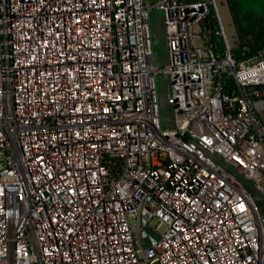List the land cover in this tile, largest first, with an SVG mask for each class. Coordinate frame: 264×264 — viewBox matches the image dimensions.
Listing matches in <instances>:
<instances>
[{
	"label": "built area",
	"instance_id": "1",
	"mask_svg": "<svg viewBox=\"0 0 264 264\" xmlns=\"http://www.w3.org/2000/svg\"><path fill=\"white\" fill-rule=\"evenodd\" d=\"M263 115L264 47L237 62L216 0H0V264H264L263 218L206 152L264 193Z\"/></svg>",
	"mask_w": 264,
	"mask_h": 264
},
{
	"label": "water",
	"instance_id": "2",
	"mask_svg": "<svg viewBox=\"0 0 264 264\" xmlns=\"http://www.w3.org/2000/svg\"><path fill=\"white\" fill-rule=\"evenodd\" d=\"M148 2L154 3L158 0H147ZM226 6L227 12L231 17V22L235 27L237 33V48L240 39L238 34V29L236 22L233 16V11L228 0H222ZM218 8H221L218 0H216ZM222 18V17H221ZM150 25L152 30V40H153V64L157 67H163L168 64V50L165 34V15L163 11L153 10L150 13ZM223 22V19H222ZM228 37V36H227ZM229 42V39H228ZM230 49L233 50L229 42ZM157 84L159 87L160 95V112H161V121L163 129H174L175 128V107L171 105L168 101V93L171 90L172 82L169 76L160 75L157 77ZM207 154L212 158L216 165L220 166L225 172H227L232 178H234L242 188L250 195L256 208L258 209L261 217L264 222V193L261 192L256 184L246 177L238 168L227 163L221 156L216 153H211L206 151ZM264 227V223H263Z\"/></svg>",
	"mask_w": 264,
	"mask_h": 264
},
{
	"label": "rangeland",
	"instance_id": "3",
	"mask_svg": "<svg viewBox=\"0 0 264 264\" xmlns=\"http://www.w3.org/2000/svg\"><path fill=\"white\" fill-rule=\"evenodd\" d=\"M230 1L233 7V11H234V14H233L234 19L235 21L238 22L236 26L239 25L238 27H241L243 30H245L243 28L244 26L251 27L253 24L254 26L256 25L259 26L257 30H259L260 28H264V0H230ZM218 2L221 5V8L219 7V12L223 19V26H224L225 32L228 36L231 47H233V49H236L234 47L237 46L238 40H237V33L235 30V27L233 26L231 22V17L229 13L227 12L224 2L222 0H218ZM255 29L253 31H249V33L257 31ZM253 37H254L253 35L251 36L249 35V38H248L251 41V44L253 41ZM258 46H259V49L261 50V48H263L264 46V41L260 40L258 43ZM262 120L264 121V115L262 116ZM156 225H157V222L154 221L151 226L155 227ZM163 230L164 228H160L158 229V232L162 233ZM147 232L150 235L157 237V234L154 233L151 229H148ZM146 244L148 245V242Z\"/></svg>",
	"mask_w": 264,
	"mask_h": 264
},
{
	"label": "trees",
	"instance_id": "4",
	"mask_svg": "<svg viewBox=\"0 0 264 264\" xmlns=\"http://www.w3.org/2000/svg\"><path fill=\"white\" fill-rule=\"evenodd\" d=\"M235 22L237 25L238 22L237 21ZM237 29H238L240 43L236 49L232 50L234 58L236 59L237 62H241L243 60L254 58L257 55L258 51L260 50L258 46L259 41L260 40L264 41V28H260L253 34L254 37H253L252 44H251V41H248V44L250 43L249 46L251 48V52L246 54L245 56L242 55V48H243L244 42L247 41L246 40L247 35L244 33V30L241 27ZM212 43L216 46L217 51L220 54L224 53L225 45L219 38L214 36V34L212 35Z\"/></svg>",
	"mask_w": 264,
	"mask_h": 264
},
{
	"label": "crops",
	"instance_id": "5",
	"mask_svg": "<svg viewBox=\"0 0 264 264\" xmlns=\"http://www.w3.org/2000/svg\"><path fill=\"white\" fill-rule=\"evenodd\" d=\"M243 28L245 29V30H244V33L246 32L247 34H249V35L251 36V35H253L256 31H254V32H252V33H251V32L249 33V31H253L255 28H256L255 30H257V28H259V26H257V25L254 26V24H253L251 27H250V26H249V27L244 26ZM253 28H254V29H253ZM246 33H245V34H246ZM247 34H246V35H247ZM249 35H247V38H246L247 41H250V40L248 39V38H249ZM263 47H264V46H263Z\"/></svg>",
	"mask_w": 264,
	"mask_h": 264
},
{
	"label": "flooded vegetation",
	"instance_id": "6",
	"mask_svg": "<svg viewBox=\"0 0 264 264\" xmlns=\"http://www.w3.org/2000/svg\"><path fill=\"white\" fill-rule=\"evenodd\" d=\"M228 1H229L230 5H231V1H230V0H228ZM231 9H232V11H233V7H232V5H231ZM233 14H234V11H233ZM238 26H239V25H238ZM238 26H237V28H239Z\"/></svg>",
	"mask_w": 264,
	"mask_h": 264
}]
</instances>
